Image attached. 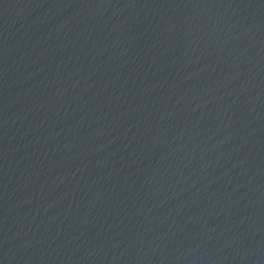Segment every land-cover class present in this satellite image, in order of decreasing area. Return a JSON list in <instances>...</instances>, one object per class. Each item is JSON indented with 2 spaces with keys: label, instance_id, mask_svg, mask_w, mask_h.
<instances>
[{
  "label": "water",
  "instance_id": "95a60500",
  "mask_svg": "<svg viewBox=\"0 0 264 264\" xmlns=\"http://www.w3.org/2000/svg\"><path fill=\"white\" fill-rule=\"evenodd\" d=\"M0 264H264V0H0Z\"/></svg>",
  "mask_w": 264,
  "mask_h": 264
}]
</instances>
